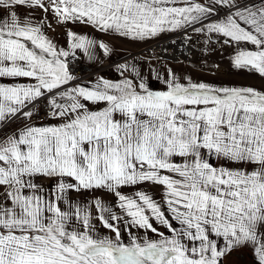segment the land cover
<instances>
[{
	"label": "snow or ice",
	"instance_id": "1",
	"mask_svg": "<svg viewBox=\"0 0 264 264\" xmlns=\"http://www.w3.org/2000/svg\"><path fill=\"white\" fill-rule=\"evenodd\" d=\"M69 24L191 29L264 79V0H0V264H264V88L135 57L85 81L73 62L114 49Z\"/></svg>",
	"mask_w": 264,
	"mask_h": 264
},
{
	"label": "rangeland",
	"instance_id": "2",
	"mask_svg": "<svg viewBox=\"0 0 264 264\" xmlns=\"http://www.w3.org/2000/svg\"><path fill=\"white\" fill-rule=\"evenodd\" d=\"M23 11V9H21ZM72 28L74 30V28ZM61 31L56 33L58 37L65 38L63 35L64 29H57L56 31ZM84 30L90 31V28H83ZM184 30H177L173 34L168 36L156 37L148 41L141 47H134L132 52L140 50L135 55H128V59L135 57L137 61L140 62V67L145 75L149 74V67L155 68L164 73L165 68H172L177 74L181 75H191L194 79L204 80L207 82L215 84H228V85H250L256 88H264V79H262L259 74L249 73L246 71H236L231 67V56L233 55V48L212 43L208 46L205 45L206 37L194 33L191 29L182 33ZM181 36H184L186 43L189 44L184 47V52L177 58H173L171 55H166L169 48L163 46V49L159 47L155 48L154 44L162 42L167 44V42L177 41ZM104 39V36L97 33V36ZM66 39V38H65ZM173 39V40H172ZM215 39V38H214ZM127 40V39H125ZM130 44L132 41L127 40ZM207 48V51H206ZM132 49V48H131ZM174 49L173 47L170 48ZM131 52V53H132ZM81 60L97 69L98 71L89 76L83 77L82 79L87 81L93 77L100 75L101 73H106L109 71L115 61L110 59H104L102 62H98L97 65H92L84 61L83 57ZM216 65H219V69H216ZM156 87H161L159 83L153 82ZM144 190L149 191L150 194L154 196L157 200L161 199V192L158 188H152L148 185L144 186ZM126 191L131 194L133 189H126ZM106 199H111V197H105ZM163 230V229H161ZM230 264H253V256L249 249H241L233 254L230 260Z\"/></svg>",
	"mask_w": 264,
	"mask_h": 264
},
{
	"label": "crops",
	"instance_id": "3",
	"mask_svg": "<svg viewBox=\"0 0 264 264\" xmlns=\"http://www.w3.org/2000/svg\"><path fill=\"white\" fill-rule=\"evenodd\" d=\"M71 26L74 28L75 31H79V32H82V29L85 28L83 26H73L71 24H69L67 27H71ZM84 31H85V33H88L87 30H84ZM60 32H61L60 30L56 31V33H60ZM173 33L174 32H166V33L161 34L158 37L168 36V35L173 34ZM89 34L92 35V36H95V37L97 36V33L93 32L91 29L89 31ZM98 34H100V33H98ZM49 35L54 36L56 38L57 42L61 44V46H65V40H66L65 38H62V37L60 38L55 33H49ZM100 35H102V34H100ZM104 40L106 42H108L113 47L114 50H113V53H112V55L110 57H103L102 53H99L101 61L104 60V59H110L111 61H115V62L113 63L114 65L112 66V68L109 71H107L106 73H101L100 75H103V76H105V77H107L109 79H116V78H118V73H116L114 71L115 64L116 63H123L125 58H128V55L137 54L140 50H137L135 52L134 51L132 52L131 50H134L135 49L134 47L143 46L144 44H146L151 39L147 40V41H135V42L132 41L130 44L128 43L127 40H125L123 38L105 37L104 36ZM80 56L83 57V55H80ZM83 59H84V61H86L89 64L97 65V63L89 62L84 57H83ZM95 77H93L92 79H89V80H94ZM3 82H7V81H3Z\"/></svg>",
	"mask_w": 264,
	"mask_h": 264
},
{
	"label": "built area",
	"instance_id": "4",
	"mask_svg": "<svg viewBox=\"0 0 264 264\" xmlns=\"http://www.w3.org/2000/svg\"><path fill=\"white\" fill-rule=\"evenodd\" d=\"M163 46L165 47V44H163L162 42L154 44L155 48L159 47L160 49H163L164 48ZM73 67L76 70V74L80 76L81 78L89 77L98 71L97 69H95V67L84 63L81 60L80 56H79L78 61L73 62Z\"/></svg>",
	"mask_w": 264,
	"mask_h": 264
},
{
	"label": "bare ground",
	"instance_id": "5",
	"mask_svg": "<svg viewBox=\"0 0 264 264\" xmlns=\"http://www.w3.org/2000/svg\"><path fill=\"white\" fill-rule=\"evenodd\" d=\"M173 40V39H172ZM189 44L186 43V40L184 38V36H181L177 41H171L167 42V44L165 46H167L169 49L168 52H166V55H173V58H177L181 55L182 52H184V47L188 46ZM171 47H173L174 49H170Z\"/></svg>",
	"mask_w": 264,
	"mask_h": 264
},
{
	"label": "water",
	"instance_id": "6",
	"mask_svg": "<svg viewBox=\"0 0 264 264\" xmlns=\"http://www.w3.org/2000/svg\"><path fill=\"white\" fill-rule=\"evenodd\" d=\"M182 33H184V31Z\"/></svg>",
	"mask_w": 264,
	"mask_h": 264
}]
</instances>
